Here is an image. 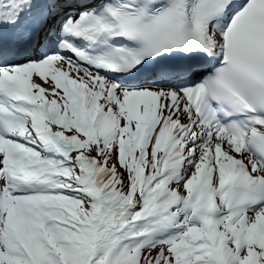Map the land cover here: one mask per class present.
<instances>
[{
  "label": "snow or ice",
  "instance_id": "1",
  "mask_svg": "<svg viewBox=\"0 0 264 264\" xmlns=\"http://www.w3.org/2000/svg\"><path fill=\"white\" fill-rule=\"evenodd\" d=\"M0 264H264V0H0Z\"/></svg>",
  "mask_w": 264,
  "mask_h": 264
}]
</instances>
